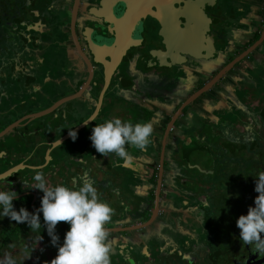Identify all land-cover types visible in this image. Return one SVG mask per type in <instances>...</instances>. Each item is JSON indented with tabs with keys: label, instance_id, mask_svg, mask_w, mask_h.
<instances>
[{
	"label": "flooded vegetation",
	"instance_id": "obj_1",
	"mask_svg": "<svg viewBox=\"0 0 264 264\" xmlns=\"http://www.w3.org/2000/svg\"><path fill=\"white\" fill-rule=\"evenodd\" d=\"M192 19L202 38L189 51L180 33L194 32ZM52 44L55 61L45 53ZM263 70L264 0H0V177L9 172L0 189L17 192V211L32 212L43 195L32 187L34 167L49 185L66 184L45 147L93 112L103 91L87 133L104 117L150 122L147 148L166 136L172 151L106 225L112 264H264L236 225L264 172ZM66 96L78 98L74 111ZM41 224L35 249L38 232L0 218V258L43 264L44 253L50 264L57 248Z\"/></svg>",
	"mask_w": 264,
	"mask_h": 264
},
{
	"label": "clouds",
	"instance_id": "obj_2",
	"mask_svg": "<svg viewBox=\"0 0 264 264\" xmlns=\"http://www.w3.org/2000/svg\"><path fill=\"white\" fill-rule=\"evenodd\" d=\"M84 122L87 124L88 120ZM68 129L69 137L75 141L78 132L71 127ZM152 135L153 126L150 122L133 123L113 117L95 124L89 139L98 153L105 156L114 154L126 160L129 158V147L145 151ZM32 172V187L43 193L40 207L32 212L24 207L17 211L13 204L18 199L17 192L11 188L0 189V218L9 217L17 223H26L31 232L39 233L38 241L42 239V213L50 243L57 248L50 264H112L113 245L106 225L111 222L115 210L100 198L95 184L84 180L82 184L72 186L63 183L49 185L39 167H34ZM254 191L258 193L254 205L237 218L236 225L240 229L241 241L264 256V172L255 177ZM59 222L69 224L62 243L56 231ZM0 264H18V261L9 253L0 258Z\"/></svg>",
	"mask_w": 264,
	"mask_h": 264
},
{
	"label": "crops",
	"instance_id": "obj_3",
	"mask_svg": "<svg viewBox=\"0 0 264 264\" xmlns=\"http://www.w3.org/2000/svg\"><path fill=\"white\" fill-rule=\"evenodd\" d=\"M77 99L78 98L76 96H66L61 102L66 105L69 101H75L74 105H69L73 110L74 107L76 108L78 106L79 100ZM52 109L54 108H50L46 112L43 111V113L47 114ZM76 110L77 109H75V111ZM97 112L98 110L96 111V115ZM90 113V111L85 112L84 110V113L81 116L83 118L79 121L78 119L74 120L69 127L74 129L76 126L88 119ZM40 116H42V113H37L33 115L32 118L36 119ZM95 117L96 116L92 117V121ZM104 120H106V117L102 118L101 123ZM41 121L42 120L39 119V123ZM92 121L90 123H92ZM80 130L81 129L78 131ZM68 131L69 129L66 127L65 130L59 133V137L56 140L63 137L66 133H68ZM160 133L161 132H157V134ZM83 135L86 137L90 136L87 131ZM83 135L77 138L78 142H76V145H70L73 147L70 149L66 148V151L62 147H64V142L70 137L49 149L51 144L56 141L55 140L50 144V146L48 145L45 147L46 152L44 153H46V155L51 154L53 156L52 160L58 167V172L62 166L60 173L65 179H67L65 180L67 181L66 185L72 186L82 184L84 180L92 181L97 187L99 195H103V200L114 208L115 213H118L124 208L123 205L126 200L130 201L132 192H138L137 189H140L138 186H141L143 182L145 183L148 178L152 180L155 179L156 176H150V173L148 172L149 168H151V166L155 168L158 163L160 165H162V163L165 164L167 161L166 159H169L172 152L171 147L165 144L166 136H164L165 138L161 141V145L156 144L151 149L147 148L145 151H138L134 148V151L129 152V158L122 160L115 157L114 154L105 156L98 153L92 145L90 146L87 143V140L84 139ZM81 140H83V142ZM149 153L150 156L148 157ZM65 155L67 156L66 158H64ZM63 160H69V162L73 164L64 168L66 163L63 164ZM157 179V186L159 187L161 181V170ZM138 227L139 226H136L135 228ZM113 230L117 231L118 229Z\"/></svg>",
	"mask_w": 264,
	"mask_h": 264
},
{
	"label": "rangeland",
	"instance_id": "obj_4",
	"mask_svg": "<svg viewBox=\"0 0 264 264\" xmlns=\"http://www.w3.org/2000/svg\"><path fill=\"white\" fill-rule=\"evenodd\" d=\"M63 17V16H62ZM60 19H63V18H60ZM61 35V34H60ZM56 38V36L54 37V39ZM63 38V36H61V39ZM64 38H65V36H64ZM44 39L46 40L47 39V37H44ZM52 40L53 38H49V40ZM56 45L55 44H52V45H50V46H48L46 49H45V53H46V58H50V59H53L54 61H55V59H56V57L58 56V54L57 53H54L55 52V47ZM58 49H59V47H58ZM57 59H59V57L57 58ZM264 71V70H263ZM74 102L75 101H69L67 104H66V106H65V108L66 109H68V107L67 106H69V105H74ZM78 111V110H77ZM92 113V112H91ZM91 113H90V116H91ZM89 116V115H88ZM83 117H81L80 119H82ZM80 119H78V121L80 120ZM39 121V120H38ZM97 121H98V118H97ZM94 122H95V120L93 121V124H94ZM93 124H88V125H86L84 128H82L80 131H78V137H80L81 135H83L86 131L88 132L89 130H90V128L93 126ZM76 142H78V139H76L75 141H73L71 138H69L68 140H66L65 142H64V147H62L65 151H66V148L67 149H70V148H72L73 146H70V145H76ZM182 155H183V153H182ZM67 156L65 155L64 156V158H66ZM193 157L194 158H196V156H195V154H193ZM64 163H66L65 164V166H69L70 164H73V163H70L69 162V160H63V164ZM182 165H184V163L182 164ZM182 166H180V163H178L177 165H176V171L177 172H182L181 173V175L183 176L184 174H185V168H181ZM187 170V169H186ZM176 178V177H175ZM174 178V179H175ZM177 180V179H176ZM176 180L174 181V182H176ZM175 184H177V183H175ZM140 187V189L138 190V192L140 191V192H142V191H144L145 190V183L143 182L142 183V185L141 186H138V188ZM130 193V192H129ZM167 197H169L170 196V198L172 197V195L170 194V193H168L167 195H166ZM138 197V196H137ZM100 198L101 199H103V195H100ZM129 213L130 212H127V215H129ZM131 214V213H130ZM43 218L41 217V221H43L42 220ZM61 223L62 222H59L58 223V225H57V228H56V231H57V233L59 234V232L61 233V232H66L67 231V228H69V224L68 223H66V225H67V227L65 226L63 229H62V227L60 226L61 225ZM45 230H46V228H45ZM59 231V232H58ZM44 237V236H43ZM43 239V238H42ZM41 239V240H42ZM44 239H47V237H44ZM35 241H36V239H34ZM36 243V245H35V249L36 248H40V243H39V241H37V242H35ZM43 245V244H42ZM45 246V245H44ZM50 246L52 247V248H54V246L52 245V244H50ZM46 248H47V246H45ZM43 255H44V253H39L38 254V259L41 261V262H43V264H46V262H45V260L43 259ZM144 255V254H143Z\"/></svg>",
	"mask_w": 264,
	"mask_h": 264
},
{
	"label": "water",
	"instance_id": "obj_5",
	"mask_svg": "<svg viewBox=\"0 0 264 264\" xmlns=\"http://www.w3.org/2000/svg\"><path fill=\"white\" fill-rule=\"evenodd\" d=\"M183 13H185L186 14V16H197L198 17V15H199V12L198 11H196L194 14L190 11V10H184V12ZM201 17V16H200ZM192 18H194V17H192ZM191 23H190V25H191V29H192V31H194V32H191V34H187L186 35V33L184 32V29H182L183 30V33H180L181 35H183V36H185L186 38H182L183 40H182V43L184 44V46H188V50L190 51L192 48L190 47V45L195 41L196 42V40H194V38H193V36H197V43L201 40V38H202V36H201V33H199V31H197L198 29V27H196L197 26V20H193L192 19V21H190ZM203 26H204V30H205V18L203 17ZM96 60V59H95ZM98 62H99V60H97ZM106 83H107V81H105V85H106ZM105 85H104V88H105ZM102 93H103V91H102ZM102 93L100 94V96L98 97V99H97V110H98V108H99V106H100V103H101V99H102ZM96 109H95V111L91 114V116H89V118L88 119H86V120H88V123L87 124H89L91 121H92V117H94V116H96V111H97ZM87 124H85V122H82L81 124H79L78 126H76L75 128H74V130H76V131H78L79 129H81L83 126H85V125H87ZM4 133L3 132H1L0 133V136H2ZM69 137V135H68V133H66L63 137H61L60 139H58V140H56L54 143H52L51 144V146H50V148L49 149H51L53 146H55V145H57V144H60L63 140H65L66 138H68ZM18 167H16V168H12L10 171H12V170H15V169H17ZM7 174H9V172H5V175H7ZM5 175H2L1 177H0V179H2L3 178V176H5Z\"/></svg>",
	"mask_w": 264,
	"mask_h": 264
}]
</instances>
